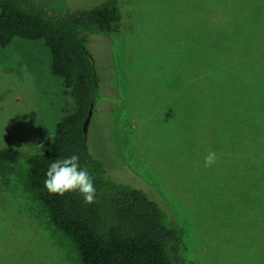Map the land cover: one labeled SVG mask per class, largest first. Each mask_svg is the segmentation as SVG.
Listing matches in <instances>:
<instances>
[{
	"label": "rangeland",
	"instance_id": "374dc122",
	"mask_svg": "<svg viewBox=\"0 0 264 264\" xmlns=\"http://www.w3.org/2000/svg\"><path fill=\"white\" fill-rule=\"evenodd\" d=\"M38 1L74 17L104 0ZM118 7L112 34L86 36L99 76L88 151L170 209L191 264H264V0ZM50 62L40 40L0 47V148L20 151L0 167V264H83L25 180L74 110Z\"/></svg>",
	"mask_w": 264,
	"mask_h": 264
},
{
	"label": "trees",
	"instance_id": "16d2710c",
	"mask_svg": "<svg viewBox=\"0 0 264 264\" xmlns=\"http://www.w3.org/2000/svg\"><path fill=\"white\" fill-rule=\"evenodd\" d=\"M120 21L118 0H104L74 17L38 0H0V47L16 37L42 41L51 52V72L62 79L74 104L57 121L50 146L29 155L26 185L72 241L83 264H191L183 226L170 209L143 189L112 177L84 142L83 123L99 97V76L86 36L112 34ZM73 154L94 179V203H85L78 191L53 194L44 185L49 165ZM19 158L17 148H0V167Z\"/></svg>",
	"mask_w": 264,
	"mask_h": 264
},
{
	"label": "clouds",
	"instance_id": "9594fccd",
	"mask_svg": "<svg viewBox=\"0 0 264 264\" xmlns=\"http://www.w3.org/2000/svg\"><path fill=\"white\" fill-rule=\"evenodd\" d=\"M76 154L64 159L52 162L46 173L44 185L50 193L64 195L67 192L78 191L84 198L85 203H94L96 188L94 179L86 167L79 163ZM217 162V154L209 151L204 158V166L211 167Z\"/></svg>",
	"mask_w": 264,
	"mask_h": 264
},
{
	"label": "water",
	"instance_id": "95a60500",
	"mask_svg": "<svg viewBox=\"0 0 264 264\" xmlns=\"http://www.w3.org/2000/svg\"><path fill=\"white\" fill-rule=\"evenodd\" d=\"M92 113H93V104H91V106L89 108V111H88V114H87V116L85 118V121L83 123V132H84V142H85V144L87 142L88 126H89V123L91 121Z\"/></svg>",
	"mask_w": 264,
	"mask_h": 264
}]
</instances>
